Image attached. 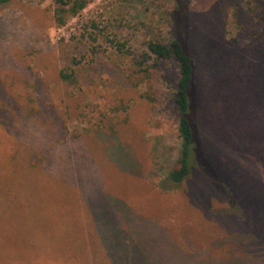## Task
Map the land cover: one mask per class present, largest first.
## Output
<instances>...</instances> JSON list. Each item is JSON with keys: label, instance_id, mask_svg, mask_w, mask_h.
I'll return each mask as SVG.
<instances>
[{"label": "rangeland", "instance_id": "rangeland-1", "mask_svg": "<svg viewBox=\"0 0 264 264\" xmlns=\"http://www.w3.org/2000/svg\"><path fill=\"white\" fill-rule=\"evenodd\" d=\"M88 1L0 6V264H264V0ZM176 39L204 164L165 191L180 68L148 43Z\"/></svg>", "mask_w": 264, "mask_h": 264}, {"label": "trees", "instance_id": "trees-1", "mask_svg": "<svg viewBox=\"0 0 264 264\" xmlns=\"http://www.w3.org/2000/svg\"><path fill=\"white\" fill-rule=\"evenodd\" d=\"M13 0H0V6L8 4ZM54 21L58 27L67 25L71 18L78 16L88 6V0H53ZM115 43L119 53L127 54L125 43ZM148 49L157 59L167 61L173 59L180 68L179 92L176 105L179 113V137L181 140V153L176 166L167 174L161 182V188L165 191H173L191 175L196 161L203 163L204 160L197 150V133L191 118L194 104L193 86L196 78V65L191 55L185 49L182 39H176L170 44L153 40L148 43ZM77 62V61H76ZM77 64V63H76ZM71 68V67H70ZM76 72L73 69L60 72L61 80L68 85L77 83Z\"/></svg>", "mask_w": 264, "mask_h": 264}]
</instances>
